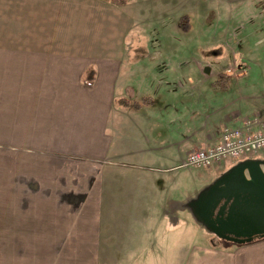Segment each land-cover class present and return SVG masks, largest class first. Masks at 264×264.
<instances>
[{"label": "crops", "instance_id": "1", "mask_svg": "<svg viewBox=\"0 0 264 264\" xmlns=\"http://www.w3.org/2000/svg\"><path fill=\"white\" fill-rule=\"evenodd\" d=\"M1 9L0 264H100L140 258L144 239H190L170 216L184 195L171 171L240 126L228 92L181 64L87 53L71 33L14 41L24 17ZM246 160L264 153L215 165L210 184Z\"/></svg>", "mask_w": 264, "mask_h": 264}, {"label": "rangeland", "instance_id": "2", "mask_svg": "<svg viewBox=\"0 0 264 264\" xmlns=\"http://www.w3.org/2000/svg\"><path fill=\"white\" fill-rule=\"evenodd\" d=\"M101 2L0 0V9L17 14L15 25L24 17L27 34L16 32L14 41L42 36V41L69 40L71 33L73 43L90 54L181 64L207 82H226L228 101L240 118L264 116V0H130L123 6ZM44 23L47 30H37ZM178 165L171 173L176 191L184 195H175L170 216L184 224L190 239L178 241L179 232L164 241L160 235L156 243L144 239L133 243L142 247L140 258L102 259L100 264H260L256 257L263 253L264 237L227 241L200 218L197 200L216 182L210 184L214 168Z\"/></svg>", "mask_w": 264, "mask_h": 264}, {"label": "water", "instance_id": "3", "mask_svg": "<svg viewBox=\"0 0 264 264\" xmlns=\"http://www.w3.org/2000/svg\"><path fill=\"white\" fill-rule=\"evenodd\" d=\"M202 221L220 238L243 243L255 237H264V162L246 160L217 180L197 200ZM200 207H206L204 213ZM218 210L216 221H224L222 211L228 213L231 224L237 227L234 233L220 228L212 229L209 215ZM228 235H234L230 238Z\"/></svg>", "mask_w": 264, "mask_h": 264}, {"label": "built area", "instance_id": "4", "mask_svg": "<svg viewBox=\"0 0 264 264\" xmlns=\"http://www.w3.org/2000/svg\"><path fill=\"white\" fill-rule=\"evenodd\" d=\"M261 153H264V117L245 118L240 126H226L217 144L190 152L178 168H211L224 160L239 161Z\"/></svg>", "mask_w": 264, "mask_h": 264}, {"label": "trees", "instance_id": "5", "mask_svg": "<svg viewBox=\"0 0 264 264\" xmlns=\"http://www.w3.org/2000/svg\"><path fill=\"white\" fill-rule=\"evenodd\" d=\"M104 2H107V3H113V4H116V5H120V6H123V5H126L130 0H102ZM92 73H90V75L88 76V78L86 77L84 79V82L87 84V85H93V77H92ZM226 82H223L221 79H218L214 84H213V87L216 91H220V92H225L227 91L226 90ZM118 103L122 106H131V107H134V108H138L139 104L134 102V103H129L127 100H119Z\"/></svg>", "mask_w": 264, "mask_h": 264}, {"label": "flooded vegetation", "instance_id": "6", "mask_svg": "<svg viewBox=\"0 0 264 264\" xmlns=\"http://www.w3.org/2000/svg\"><path fill=\"white\" fill-rule=\"evenodd\" d=\"M206 210V207H200V211L204 213ZM222 214L224 216V221L218 222L216 221L217 216H218V210L213 212V215H209L208 221L211 224L212 229H216L217 231L221 232L220 228H224L225 230L234 233L237 227H235L233 224L230 223L228 220V213L226 211H222ZM237 231V230H236ZM230 238H233L234 235H228Z\"/></svg>", "mask_w": 264, "mask_h": 264}]
</instances>
